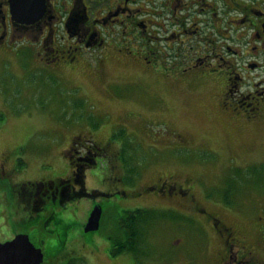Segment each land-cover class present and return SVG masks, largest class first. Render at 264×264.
Segmentation results:
<instances>
[{"label":"rangeland","instance_id":"1","mask_svg":"<svg viewBox=\"0 0 264 264\" xmlns=\"http://www.w3.org/2000/svg\"><path fill=\"white\" fill-rule=\"evenodd\" d=\"M30 53L0 51V242L27 233L44 253L41 264H58L66 256L70 257L67 264H210L199 213L193 212L190 219L177 212L174 218L158 217L150 223L136 255L111 256L114 217L136 207L168 212L167 201L159 193L133 196L131 192L162 171L189 172L214 193L239 179V186L261 193L264 169L245 174L247 169L224 161L229 158L228 133H242L235 141L243 136L252 140L248 155L259 158L264 153L257 147H264L263 132L232 133L227 116L210 104L211 89L200 96L171 90L128 61L100 56L94 50L85 54L81 68L74 72L38 61ZM158 85L166 86V92L159 93ZM77 133L86 144L98 135L123 143L124 170L113 167V159L100 158L83 172L85 195L59 203L51 217L20 208L17 193L23 183L70 175L66 147ZM184 136L217 145L219 152L201 148L206 147L202 144L188 146ZM122 172L127 177L123 184L127 195H102L114 190L112 177H121ZM95 202L103 209L101 230L84 235L83 224Z\"/></svg>","mask_w":264,"mask_h":264},{"label":"flooded vegetation","instance_id":"2","mask_svg":"<svg viewBox=\"0 0 264 264\" xmlns=\"http://www.w3.org/2000/svg\"><path fill=\"white\" fill-rule=\"evenodd\" d=\"M43 3L38 19L19 22L12 18L10 0H0L1 52H31L38 61L71 72L81 68L88 51L107 54L141 68L143 74L155 76L170 89L189 91L195 96L211 89L210 104L227 116L232 133L259 130L264 135V0ZM113 82L116 81L105 83ZM157 87L159 93L166 92V86ZM165 97L160 96L162 100ZM237 135L242 133L227 134L229 158L224 164L243 169L263 167L264 153L259 158L251 157L247 149L253 141L244 136L235 141ZM81 137V133L73 135L66 147L70 175L23 183L17 193L20 208L51 217L59 203L64 205V201L81 195L84 170L96 166L100 158L107 162L113 159V167L124 170L123 143L98 135L86 144ZM183 141L188 146L202 144L206 147L201 148L216 151L219 148L189 141L186 136ZM235 146L245 154L237 153ZM257 147L264 150L258 144ZM124 178V172L121 177L113 176V181H118L114 190L101 194L126 196ZM235 181L214 193L204 189L189 172L162 171L151 183L141 184L131 192L136 196L155 191L167 201L169 210L185 219H190L193 212L201 214L199 221L210 264H264V189L254 194L245 185L239 186L240 179ZM242 189L245 192L241 194ZM69 258L66 256L58 264H67Z\"/></svg>","mask_w":264,"mask_h":264},{"label":"water","instance_id":"3","mask_svg":"<svg viewBox=\"0 0 264 264\" xmlns=\"http://www.w3.org/2000/svg\"><path fill=\"white\" fill-rule=\"evenodd\" d=\"M12 18L19 22H32L38 19L44 8L43 0H10ZM102 206H92L83 232L96 231L99 228ZM43 252L34 245L27 233H17L11 239L0 242V264H41Z\"/></svg>","mask_w":264,"mask_h":264},{"label":"trees","instance_id":"4","mask_svg":"<svg viewBox=\"0 0 264 264\" xmlns=\"http://www.w3.org/2000/svg\"><path fill=\"white\" fill-rule=\"evenodd\" d=\"M121 154L124 158H126L125 151L121 152ZM257 169H264V166L250 167L247 169L245 174L252 173L253 170L256 171ZM129 170H131V168ZM165 216L174 218L175 214L171 210L166 212L154 207H136L133 209L123 210L116 217H114L113 230L109 236V254L114 256L123 252H132L136 255L139 250L140 242L145 237L150 223L158 217ZM98 230H101V223ZM93 233L94 232H87L84 233V235ZM90 240V238H87V241Z\"/></svg>","mask_w":264,"mask_h":264}]
</instances>
